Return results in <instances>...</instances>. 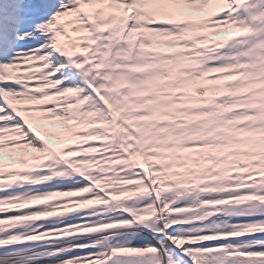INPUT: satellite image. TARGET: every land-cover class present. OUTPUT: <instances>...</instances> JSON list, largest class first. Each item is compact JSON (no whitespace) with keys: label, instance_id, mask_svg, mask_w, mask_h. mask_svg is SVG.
<instances>
[{"label":"snow or ice","instance_id":"snow-or-ice-1","mask_svg":"<svg viewBox=\"0 0 264 264\" xmlns=\"http://www.w3.org/2000/svg\"><path fill=\"white\" fill-rule=\"evenodd\" d=\"M0 264H264V0H0Z\"/></svg>","mask_w":264,"mask_h":264}]
</instances>
